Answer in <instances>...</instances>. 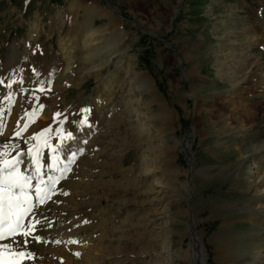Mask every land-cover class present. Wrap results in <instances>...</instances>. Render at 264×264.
Segmentation results:
<instances>
[{
  "label": "bare ground",
  "instance_id": "1",
  "mask_svg": "<svg viewBox=\"0 0 264 264\" xmlns=\"http://www.w3.org/2000/svg\"><path fill=\"white\" fill-rule=\"evenodd\" d=\"M111 8L110 5L108 8L103 6L97 0H70L66 12H58L50 18V25L57 21L55 26L58 33L66 25L65 35L60 36L58 42V53L64 61V70L58 75L52 74L54 95L59 93L65 83L79 87L85 76H92L97 81L93 94L88 98H80L76 103V113L70 112L67 113L68 116L58 118L56 114L59 108L55 105L29 108L30 100L28 102L27 97H31L33 88L23 86L27 75L21 62L32 54L34 38L40 31L36 22L31 25L30 40L25 42L24 52L15 54L14 61L7 65L8 85L11 84V87L6 85L5 77L0 78V121L4 125L0 133V153L7 149V156L0 155V161L9 157H13L12 161L18 158L22 161L19 165L22 173L36 175L29 149L45 138L33 140L32 137L50 128L52 131L46 137L56 152L50 151L51 147L41 149L40 176L45 182H48L49 177H60L51 200L35 207L25 220L26 225L35 220L40 221L35 225L34 236H40L44 242L19 234L0 242L31 252L34 259H26L23 264H115L119 258L113 254L123 239L131 234L147 235L153 223L165 217V227L160 229H163L161 233L164 238L158 244L162 247L157 250V245H152L154 254L151 256L154 264H175L174 254L177 251L174 249L172 236L175 234L169 229L170 222L165 212L160 218V202L167 193H172L174 198L175 194L180 193V188L189 190L192 187L191 183H182L180 180L182 170L177 165V146L180 141L173 137L174 144L167 145L163 140L164 136L175 130V110L168 105L149 71L132 72L138 58L129 53L132 47L126 43L129 32L123 27L118 11L110 10ZM141 14V19L149 23L150 16ZM98 19L103 21L97 25ZM150 19L153 21V13ZM241 27L245 42L235 41L230 54L220 55L223 52L221 49L214 59L217 75L228 84L225 93L212 95V100L208 96L207 99H196L197 92L205 84L204 76L198 64L188 69L193 78V83L186 91V95L194 99L193 131L202 138L206 137L207 124L219 133H233L236 137L234 147L237 158L244 165L254 166V172L244 169L249 180V191L256 196V200L249 206L246 221L250 228L238 232L234 230L232 223H224L207 239V243L213 247L218 264H248L253 257L260 261L251 264H264V136L259 129L264 103L261 102L257 109L253 107V102L250 105L244 102V97L249 95L250 98H264V62L252 50L259 41H264V35L258 26L247 22ZM178 49L183 61L187 62L192 58L190 49L183 46H178ZM172 57L176 59V56ZM109 68L112 70L107 75L102 73ZM62 76L65 77L64 80ZM179 80L177 78L176 83ZM122 103L124 106H120ZM85 109L89 111L85 113ZM33 113L35 115L31 117L26 115ZM85 117L87 122L82 123ZM25 124H28L27 130H23ZM125 125L128 130L118 133ZM61 127L62 135L66 137L71 132L73 138L61 140V146H57L56 142L60 139L57 133ZM18 131L21 132L20 136H16ZM132 146H144L145 150H142L136 166L124 169L123 153ZM190 147L186 143L188 153L191 151ZM145 151H149V154ZM54 156L59 157L60 171L50 167ZM194 163L192 158V171H196ZM199 172L204 173V170ZM187 173L185 171V175ZM114 175L116 178H111ZM144 183L148 185L141 191ZM32 184L35 201L34 189L38 180L34 179ZM131 191L132 199L128 200L127 193ZM132 203L137 207L127 212L126 205ZM146 203L151 211L146 217L138 218ZM192 211L190 208L188 229L181 235L182 239L190 234L192 236L182 263L207 264V246L202 232L196 229L197 220ZM25 239L28 243L21 244L20 241ZM57 240L61 243H55ZM82 251L84 253L80 263L75 259V254ZM126 259L119 262L129 260Z\"/></svg>",
  "mask_w": 264,
  "mask_h": 264
},
{
  "label": "rangeland",
  "instance_id": "2",
  "mask_svg": "<svg viewBox=\"0 0 264 264\" xmlns=\"http://www.w3.org/2000/svg\"><path fill=\"white\" fill-rule=\"evenodd\" d=\"M97 1L107 8L110 5L112 7L110 10L118 11L122 17L123 27L129 32L126 43L128 46H132L129 53L135 54L138 58L132 72L149 71L168 105L175 110V130L164 136L163 140L167 145L174 144L173 137L180 141L177 146L179 155L177 165L182 170L180 180L182 183L192 184L189 189L191 192L180 188V193L175 194L174 198L172 193H167L160 202V218L165 212L170 222L169 229L175 234L172 235L174 249L177 251L174 254L175 264H183V257L192 241L191 234L184 239L181 238L189 226L190 208L197 220L196 229L198 232H202L207 246V264H218L214 258L213 247L207 243V239L217 232L224 223H232L234 230L238 232L250 228L246 221H248L249 206L256 200V196L249 191V180L244 169L254 172V166L244 165L237 158L234 147L236 137L233 133H219L214 127L207 124L205 127L208 130V136L202 138L193 131L194 99L192 100L186 95L189 85L193 83V78L189 75L188 69L194 64H198L199 70L204 76L205 84L197 92L196 99L209 97V100H212V95L225 93L228 90V84L221 80L216 73L214 66L216 53L222 49L223 52H220V55L230 54L234 49L235 41L245 42L241 27L244 22L255 27L258 26L264 35V0ZM69 2L70 0H0V65H3L0 68V78L5 77V83L8 85L7 65L14 61L15 54L24 52L25 42L30 40L31 25L36 22L40 31L34 38L32 54L27 55L28 59L26 57L21 62L27 75L23 86L33 88L31 97H27V101L30 100L29 108L30 106L39 108L43 105L44 108L55 105L59 108L58 113L61 114L58 118L66 117L70 112L76 113L78 100L90 97L97 86L94 77L85 76L79 87L65 83L59 93L57 92L55 95L53 93L55 90L53 78L64 70V61L58 53V42L60 36L65 35L66 25L58 33L55 26L57 21L50 25V18L58 12H66ZM141 13L150 17L153 13V21L150 17L149 23L142 20L143 14ZM168 15L171 17L168 18ZM102 21L98 19L95 22L98 25ZM239 36L242 38L239 39ZM259 42L260 45L253 47L252 50L258 55V58L262 57L264 62V41ZM178 46L190 49L192 58L187 62L183 61ZM172 55L176 56L175 60ZM110 70L112 69H105L102 73L107 75ZM177 78L180 79L179 83H176ZM62 79L64 80L65 77L62 76ZM41 88L44 90L41 91ZM250 97L251 95L244 97V102L249 105L253 102L254 108L258 109L261 102L264 103V98ZM120 106H124V104L122 103ZM262 116V120L259 121V129L264 136V114ZM132 117L134 119L133 115ZM158 123L154 122V124ZM127 130L128 126L125 125V128L121 127L118 130V133ZM186 143L191 146L189 153L186 150ZM142 150H145L144 146L139 148L132 146L126 150L122 156L123 168L136 166L139 163ZM145 152L147 155L149 154V151ZM192 158L196 171H192ZM190 170L191 173H189ZM200 170H204V173L199 172ZM185 171H188L187 175H185ZM111 178L115 179L116 176ZM147 185L148 183L142 184L141 191H144ZM132 195V191L127 193V199L131 200ZM148 206L147 203L143 204V212L137 216L138 218L146 217V214L151 211L150 208H147ZM136 207L133 203L127 204L126 210L127 212L135 210ZM165 221L166 217L154 222L147 235L135 236L136 234H131L123 239L122 245L117 247L120 254L115 250L113 255L118 256L119 261H122L123 258L129 260L124 263L117 260L118 262L115 261V264H154L151 256L154 254L152 245H157V250L161 249L162 245L158 246V244L162 242L164 235L161 233L163 229H160L165 227ZM144 227L143 224L142 228L144 229ZM190 232L193 231L190 230ZM194 248L197 252V247ZM77 253L80 255H75V259L81 263L84 252ZM259 261L253 257L248 264Z\"/></svg>",
  "mask_w": 264,
  "mask_h": 264
},
{
  "label": "snow or ice",
  "instance_id": "3",
  "mask_svg": "<svg viewBox=\"0 0 264 264\" xmlns=\"http://www.w3.org/2000/svg\"><path fill=\"white\" fill-rule=\"evenodd\" d=\"M2 83V81H0ZM11 87V84L8 85ZM41 91L44 89L41 88ZM11 101V96L9 97ZM42 108V106H41ZM85 113L89 110L85 109ZM34 116L35 114H26ZM61 114L57 113L56 116L59 117ZM87 122V117L82 123ZM3 122L0 121V133L3 130ZM28 124L24 125L23 130H27ZM51 129H44L36 136H33V140H38L39 138H45L42 142L33 145L29 149V152L32 154L33 162L35 164V173L36 175H25L20 171L19 165L21 164L20 159L14 161L4 159L0 161L2 167H0V241L5 240L6 238H14L17 234L22 237H33L37 242H44L41 240L40 236H34L35 225L40 223L39 220H35L34 223L29 225L25 224L26 218L31 214L35 207L43 205L46 201L51 200L52 195L54 194L55 186L60 177H49L48 182H45L44 179L40 176L41 173V162L39 153L43 147H52L48 143V137L46 134L51 133ZM63 128L61 127L60 132L57 135L60 136V139L63 141L65 139H72V133H67L65 137L61 133ZM21 132H16V136H20ZM53 152H56L55 148H52ZM2 156H7V149L3 153H0ZM73 159L75 157L73 156ZM59 157H53V164L50 167L56 168L60 171L58 167ZM70 170V169H66ZM38 180V184L34 189L35 201L33 197V184L32 181ZM41 185H44L41 187ZM66 194V193H65ZM21 244H27V239L20 241ZM55 243L59 244L61 241L57 240ZM70 243H77L76 241H70ZM77 256L80 253H76ZM32 260L34 256L31 252H27L23 249L13 248L12 244H0V264H23L24 260Z\"/></svg>",
  "mask_w": 264,
  "mask_h": 264
}]
</instances>
